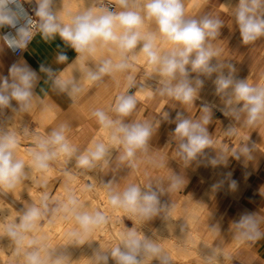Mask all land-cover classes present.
Returning a JSON list of instances; mask_svg holds the SVG:
<instances>
[{
	"label": "clouds",
	"instance_id": "9594fccd",
	"mask_svg": "<svg viewBox=\"0 0 264 264\" xmlns=\"http://www.w3.org/2000/svg\"><path fill=\"white\" fill-rule=\"evenodd\" d=\"M119 11H97L89 8L71 15L67 23L53 10L54 0H36L33 19L23 8L22 0H0V27L9 26L15 33L8 32L0 36L13 52L24 49L34 36L33 28H38L43 39L48 41L59 36L79 56L94 53L98 47L114 50L118 55L102 61L98 72L88 73L90 81H97L103 74L123 73L132 68L126 54L141 44L140 52L147 64L157 72L161 79V95L175 98L190 104L196 96V88L188 79L186 66L193 72L211 76L219 73L216 92L224 99L227 106L225 115L236 119L243 117L246 127H258L264 124V83L250 84L246 79L236 78L234 66L227 64L228 75L221 69L224 64L211 63L214 57L222 55L221 49L211 41L219 34L223 21L219 18H189L182 0H117ZM234 23L239 29L242 42L253 44L264 38V0H239L232 9ZM23 20V23H21ZM155 25V31H146L145 23ZM57 62L68 60L62 52L57 54ZM41 70H45L41 65ZM51 72V69H47ZM9 76H0V109L9 107L14 100L21 109H28L33 97L36 73L26 64H13ZM128 86L133 83V76H127ZM71 83L68 79H58L55 84L61 89ZM196 86L202 85L197 79ZM81 89L73 87V92ZM136 97L120 95L116 99L113 111L119 118L129 116L136 107ZM200 122L190 119L179 120L175 134L180 139V154L185 159L195 158L207 146L213 143L205 125L210 122L209 108L205 107ZM92 116L108 132L110 144L123 148L121 160L132 161L137 151H147L152 129L147 124H125L121 119H112L105 111L96 109ZM229 129V134L234 133ZM19 140L14 133H0V190L14 191L21 181L27 178L26 165L47 175L51 164L61 158L68 159L78 149L65 135L64 127L53 131L49 137H42L35 143V150L27 154L28 160L17 154ZM108 144L94 142L77 157V167L92 169L97 162L104 160ZM239 159L243 154L252 158V149L242 144L234 153ZM224 156L211 161L221 163ZM183 181L176 177L170 184L172 191L183 187ZM46 186V180L42 181ZM235 184V182H233ZM92 185L87 189L91 190ZM108 203L113 210H119L130 217L148 219L155 215L160 203L157 191H141L136 184H127L122 189L107 186ZM58 217L74 220L75 227L67 235L72 244L83 245L90 241L94 231L109 222V216L99 210H87L69 189L63 200L53 201L47 193L41 196L40 204L32 203L19 217V222L0 223V238L7 237L16 246V251L27 240V247L22 253V264H70V258L57 247H50L44 235H31L38 232L42 220L53 223ZM238 241H258L264 237L261 222L253 215H245L236 223ZM116 264H145L146 260L158 258L160 264H171L169 254L148 238L137 233L135 229L125 230L119 236V242L107 251L96 250L91 264H109V259Z\"/></svg>",
	"mask_w": 264,
	"mask_h": 264
},
{
	"label": "crops",
	"instance_id": "0c3cea01",
	"mask_svg": "<svg viewBox=\"0 0 264 264\" xmlns=\"http://www.w3.org/2000/svg\"><path fill=\"white\" fill-rule=\"evenodd\" d=\"M23 1L33 7L34 14L36 0ZM97 1L99 0H71L68 3L69 5H63L64 7L61 8H63V11L69 10V12L76 13L92 8V6H95ZM224 1L225 0H204L201 6H198L199 4L193 3L186 15H192L190 18L196 19H201L204 17L221 19L223 21V26L220 28L217 37L212 41L219 42V45L222 46L224 52L229 55V63L234 66V68L237 69L240 74L247 76L250 80V84H255V81L264 74V38H261L253 44H244L242 42L239 29L234 23L232 17V9L238 5L239 0H232L228 10L222 9L220 6V4L222 5ZM65 7H68L69 9L65 10ZM57 11L59 10L57 9ZM60 11L62 10L60 9ZM57 15L60 16L59 14ZM61 20L64 21V19ZM151 27L154 26L149 25L146 22L145 28ZM97 50L102 52L103 50L112 51V49L106 47H98ZM60 52L67 55V61L63 63L57 62L56 57ZM76 55L77 53L70 46L65 44L59 36H56L52 40L46 41L43 39L39 30L35 32L28 46L22 51L21 54L17 56H15L12 50L2 40H0V76H9L10 78L9 68L13 64H26L36 73L37 77V79L34 81V87L32 89L33 95L36 96H33V99L34 97L46 99L50 95L55 85V81L66 78L68 71L72 68L71 62L75 59ZM99 58L103 60L102 56H99ZM41 65L44 66L45 70H41ZM87 66L88 64L83 65V70L79 72L77 78L74 80L75 84L78 86L77 88H83L82 91L85 93L90 90V88H87L85 85L88 83H91L92 85V82L88 79V73L90 71H88L86 68ZM47 69H51V72L47 71ZM262 69L263 72L260 74L259 71ZM93 73H96V71L93 70ZM139 74L140 73H136L135 75L137 76ZM105 75L108 74H103L101 76ZM128 75H132V72L127 70L123 73H118L114 78L115 80H120V87L118 91L122 94L125 91L127 93V89L129 88V86L125 84ZM212 79L210 80V85L205 82V85L202 83V87H197L195 83H192V86L196 88L197 96L218 105L219 103L216 101L197 94L198 89L203 92H209L210 90L216 91V88L211 87ZM196 80L197 79H192L189 81L195 82ZM131 87L134 91V87ZM161 88L162 86L160 88L153 87L154 95L148 100L136 99L137 103L133 112L129 116L122 118V122L125 124L135 122L150 126L152 129V135L148 142L147 151H137L136 157L132 161L121 160L120 157L123 154V148L121 145H118L108 161L99 165L101 177L108 186L110 185L113 189L118 190L122 189L127 184H135L140 180L139 182L147 191H157L160 202L174 204L179 199H183V204L190 205L194 203L191 197H200L206 192V190L204 191V188H206L208 181L201 179V177H207V175H209V173L213 170L211 161L213 159L219 158L220 156H224V161L217 163L215 166V169L220 174L218 179L215 181L214 187H216V191L214 200L211 201L214 203L216 208L214 220L217 224H219L222 222V204L227 201V199L224 198V192L227 188H229L231 183H240L245 178L254 176L253 182L249 184L248 188L254 190L258 187H264V124H261L258 127H246L243 117H241V119H236L235 116L231 115L232 119L237 124L243 125L244 128L250 132V138L241 139L238 142V150L242 144L249 145L252 149L251 159H248L243 154H241L240 158L238 159L236 155L228 154L224 152L223 149L212 144L202 150L201 153L197 154L195 158L185 159L184 156L180 154L179 144L181 141L176 136L174 130L179 120L182 119H190L200 122L202 116L205 114V106L199 104L198 102H200V100L198 99H193L190 104H185L177 101L173 97L161 95ZM103 90L106 91V94L104 93L105 91H103L101 94L102 98L99 96L97 100L93 98L92 100L88 97L83 98L82 96L79 101L86 102L87 104L88 102L94 101L100 103L106 98L107 105H110V109H114L117 96L115 95L114 99L111 98V88L109 87ZM114 90L116 91V89ZM71 91L73 92V90ZM64 93L65 92L62 90L57 92L55 95L56 101L64 102V107H67L66 109L69 108V110H72V108H76L77 106L75 104L71 103L75 107H72L71 104H69L70 102H68V98ZM131 94L127 93V95ZM14 102L17 104L16 101ZM211 107L214 108L213 105H211ZM160 108L162 109L161 112L159 111ZM143 109L145 110L141 115H139ZM216 110L209 109L211 119L210 122L205 125L211 140L213 138L211 130L214 126L212 124V120L219 119V117H213V115L219 111ZM106 114L109 115V113ZM62 115L64 117L66 116V114L57 115L55 119L61 126L64 127L65 134L70 139V142L74 144L78 150L82 149L87 141H89L91 135H93L96 131H99L101 128L94 116L86 117L76 114L75 116L67 115V118H64ZM67 120L69 122H67ZM77 123L80 124V126L78 129H75L74 125ZM198 174L200 175L199 177ZM176 177H179L184 182L183 187L178 191H172L170 189V184ZM186 196L190 197V201L184 200V197ZM204 201L207 202V200ZM163 208L164 207L161 205V203H159V211L151 218L144 220L147 223L154 225L157 220L161 219L165 213ZM234 210L235 207L232 205L230 208L231 217L233 216ZM236 223L237 221L235 222L233 220L230 228H227V230H229V232L233 235L238 233ZM263 246L264 237L256 241L253 247V250L258 252V254H260L262 257H264ZM235 255L236 261L241 264H264V260L255 254L251 255L246 252L240 253V251L237 250Z\"/></svg>",
	"mask_w": 264,
	"mask_h": 264
},
{
	"label": "bare ground",
	"instance_id": "6f19581e",
	"mask_svg": "<svg viewBox=\"0 0 264 264\" xmlns=\"http://www.w3.org/2000/svg\"><path fill=\"white\" fill-rule=\"evenodd\" d=\"M70 1L71 0H54V4H53V10L56 12V14H59L62 17L60 18L64 19L63 22L66 23L69 21L71 15L76 14L69 12L68 7L70 6L65 7L66 8L65 10L68 11H63V8H61L64 7L66 4H68ZM197 2H199V0H191L190 4ZM190 4L188 3V8L191 7ZM220 6L222 9H227L228 7L225 5V2L222 5L220 4ZM57 9L59 11H57ZM60 9L62 11H60ZM0 36H2L1 32H0ZM141 47H142V42L141 44L137 45V48L133 50V53L131 52L129 57L131 59L128 62L129 63L135 62L140 66L146 67L148 70L147 76L153 77V79H155L154 81L157 82L156 87L160 88L162 86L161 84L162 78L159 76L157 72L152 70V68L147 64L145 59L142 57V53L140 52ZM224 70L225 69H223L222 71L223 74H224ZM147 79L141 78L138 86L132 84V86L134 87V91L132 87H129L127 89V93L128 94L132 93L131 95L135 96L137 100L140 99L144 100L148 98L152 88L150 85H148ZM216 79L217 77L214 76L212 79L213 84H215L214 81ZM116 82L117 84L115 85L114 89L118 91L120 87L119 86L120 80L116 79ZM127 83L128 81L126 79L125 84L127 85ZM257 83H264V80L258 81ZM114 89L113 91H115ZM60 90L61 89H59L58 86H56L55 84L50 95L46 99L42 98L38 100L39 97L37 96L38 98H35L36 96L33 95L35 97L34 99L32 97L31 105L28 108L29 110L31 109L33 110V117H35L39 126L50 133L56 131V127H57L55 124H53L54 121L52 120L55 117L54 115H56L55 113H58L59 115L66 114V116L67 115L75 116L76 114L79 115V112L75 110L76 108L78 109L80 106L82 108L85 107V104H81V105L75 104L77 107L74 110L70 109L71 110L70 111L69 108L66 109L67 107H64L65 104L64 102H59V101L57 102L55 99V95ZM74 93L75 92L70 93L69 97H75V96L77 97V95H74ZM120 94L123 95L122 93ZM83 95H86L84 91L82 96ZM194 99H198L200 101L203 100L205 103L213 105L215 109L219 110L222 113L223 116L228 118L230 117L231 123H234L231 118V115L224 114V112L227 111V106L224 100H223V105H219V104L216 105L211 103L210 101L204 100L203 98L197 95L195 96ZM71 106L73 107L74 105L71 104ZM66 116L63 117L67 118ZM17 122L24 123L20 120H17ZM67 122L69 121L67 120ZM1 125L2 127L7 126L9 129H12L13 126V125L10 126L9 123L3 125L0 122V133H3L5 131L8 132V129L5 127L4 130L1 129ZM13 132H15V129ZM15 135L19 140L17 154L18 156L24 158L27 161L28 160L27 154L35 150L34 148L35 144L33 142H29L30 140L24 141L19 136L20 134L18 132H16ZM96 141H102L108 144V151L104 158L105 162L101 161V163L104 164L108 161L112 153L117 148L118 144L109 143L108 132L102 127L99 129V131H96L93 135H91L89 141H87V143L83 147L89 148ZM58 161L63 162L65 161V159L61 158ZM74 161L75 163L77 162L75 160V156L68 158V162H70L73 165V167H75ZM97 163L99 164L100 162ZM80 170L83 174H87L89 172V169L87 170L80 169ZM25 171L27 178L22 180L20 185L17 186V188L14 191H10L11 195L8 193V191L0 190V223H8L12 221L18 223V221L15 220L16 218L13 217V211L11 210L12 208H10V203L19 205L23 212V210L32 203L37 204V201L41 200V196L44 193H47L49 195L50 204H51V202L53 201L63 200L69 189L73 192L74 185L72 184L67 185L62 183L58 184L59 182L58 175L54 172V170H52V168L47 175L41 174L40 172L31 168L30 165H26ZM65 176L66 175H64L63 178ZM91 177H92L91 190H88L87 185L83 183L78 185V187H80L82 190L80 192H73V194L74 195L77 194L75 196L78 198L80 203L83 206H85L87 210H99L101 212H104L106 215H108L109 222L103 225L101 228L94 231L91 237L89 238L90 239L89 242H86L83 245H78V247L76 248L77 249L76 254L72 256V258L76 260V263L75 262L73 263V261H71L70 259V264H91V262H89V259L93 257L96 250L107 251V249L111 247L108 246V242L111 240L113 241L111 242V245H116L119 242L120 234L123 231H125V226L122 222L123 220L122 217L124 216L127 217V219L128 217L131 218V220L133 221L132 223L133 228L137 230L138 234L161 245V247L169 254L171 258V264H192V263L225 264L224 262L228 256L236 258L235 253L237 250L244 253L245 252L244 249H247L248 247L247 245L248 241H238L237 240L238 233L233 235L229 232V230H227V228H230V226L232 225V222L230 221L229 224H226L223 221L224 224H226L225 226L222 225L223 227H225L223 230L222 228L220 229L219 227L215 226L216 228H212L211 230H208V232L202 235V230L204 229V226H206L208 220L210 219L209 214L207 212H204L205 210L204 206L195 203H192L190 205L183 204L182 203L183 199L182 200L179 199L171 207H167L164 205V203L160 202L161 205L164 207L163 210H165V213L163 212L164 213L163 216L162 217L160 216L161 219L157 220V222L152 226H150L149 223H147L144 219L130 217L119 210H113L109 205L107 199V193H108L107 183H105V181L102 179L99 168L93 170V174L91 175ZM45 180H46V186L42 184V181ZM139 181H137L135 184L140 186L142 192L147 191ZM4 197H7L8 201L3 200ZM184 200L190 201V197H184ZM74 227H75V222L74 220L71 219L64 220L58 217L53 223L49 224L48 219L46 218L44 219V223L42 225L39 224L38 232L34 234H30L29 238H31V235H37V236L44 235L47 237V243L49 244L50 247H57L58 251L61 247H64L65 250L66 249L69 250V245L72 244V241L68 237L67 233L70 230H72ZM224 241L226 242L225 243L226 245L224 244L225 247L222 246ZM26 246H27V240H25L24 244L20 247V249L16 251L15 244L11 242L7 237L0 238V264L2 263L22 264L21 252L23 251L22 250L23 248H26ZM153 260L155 259L153 258ZM109 264H116V262L115 260L110 258Z\"/></svg>",
	"mask_w": 264,
	"mask_h": 264
},
{
	"label": "rangeland",
	"instance_id": "374dc122",
	"mask_svg": "<svg viewBox=\"0 0 264 264\" xmlns=\"http://www.w3.org/2000/svg\"><path fill=\"white\" fill-rule=\"evenodd\" d=\"M110 1L115 3L116 11L121 10L119 8L117 0H110ZM203 1L204 0H199V2H197L196 4H199L198 6H201ZM190 2H191V0H182V3H185L184 7L186 10V14L188 13V10L190 8V7L188 8V3L190 4ZM224 2H225V5L228 6L227 9H225V10H228L230 8L229 5L232 3V0H225ZM238 3H239V1H238ZM90 5H91V3H90ZM190 5H192V4H190ZM92 8L97 10V11H100L99 9L96 8V6H92ZM76 13H79V12H76ZM187 16H189V18H190L192 15H187ZM146 22H147V24L152 25L154 27L145 28V30L146 31H155V25L150 21H146ZM211 43L214 46L219 47L221 49V52H222V55L220 57H214L212 59L211 63H213V64H216V63L224 64L225 67L221 69V72L223 71V69H225L224 75H228V73L230 71L229 68L227 67V64H230L229 63V55L224 52V49L222 48L221 45H219V42L211 41ZM131 52L133 53V50ZM131 52H128L126 54L128 61L131 59V58H129ZM114 55H118L114 50H112V51H109V50L104 51L103 50V52L96 50L94 53L86 54L84 56H79L77 54L75 59L71 62L72 68L68 71L66 78H65V79L70 80L71 83H69L64 88V90H62V91H64L66 95L68 94L67 95L68 102L73 103V104H78V105L85 104V107L82 108L80 106L78 108L79 110L77 108L72 109V110L75 109L76 111H78L79 115L89 117V116H92V112L94 110L101 109V110H105L106 113H109V116L112 119H121L122 120V118H119L117 116V114L113 111V108L110 109V105L109 106L107 105V99L106 98L104 101H101L100 103H98L97 101L88 102V104L86 102H81V101H79V99L82 97V94H83V91H82L83 89H81V88H80L81 90L79 91V93L78 92L74 93V95H77V97L76 96L75 97H69L70 96L69 92H72L71 90H73V87H78L75 84L74 80H75V78H77L79 72H81L83 70L82 68H83L84 64L85 65L88 64V66L86 67L88 69V71L93 72V70H94V71L98 72L97 68L102 66V61L105 59H108V58H112ZM99 56H102L103 60L100 59ZM130 64L132 65V68L128 69V71L132 72V76H133V83L132 84L138 86L141 78H146V79L148 78L147 79L148 85H150L152 88L148 98L144 99V100H148L149 98H151L154 95L153 87L157 86V82L154 81L155 79H153V77L147 76L148 70L146 67L140 66L135 62H131ZM186 68H187L188 73H189V75H188L189 80L200 79L204 85H205V82L208 85H210L211 84L210 80L214 76L217 77L219 75L218 73H213L209 77V76L205 75L204 73L193 72L191 70L190 65L186 66ZM259 72H260V74H262L263 69ZM118 73L119 72L109 73L108 75L101 76V78L97 81H94V82L91 81L92 85H91V83H88L87 85H85L87 88H90V90L86 92L85 96L83 95V98L88 97L90 99L93 98L95 100H97V98L99 96H100V98H102L101 94L103 93V91H105L103 89H106L107 87L111 88L110 96L112 99H114L115 95L116 96L121 95L119 91H113V88L117 84V82L114 78L117 76ZM136 73H140V74L136 76L135 75ZM233 75L239 79H246L250 83V80L248 79V77L240 74V72L237 69H235V72L233 73ZM261 80H264V74L259 79H257L255 81V84ZM190 82L195 83L194 81H190ZM127 85H128V83H127ZM211 87L216 88V84L212 83ZM101 88H102V90H101ZM104 93L106 94V91ZM197 94L201 95L202 97L205 96V98L212 99V100L216 101L217 103H219V105H223L224 99L221 97V95H218L215 90L214 91L210 90L209 92L208 91L203 92L200 89H198ZM123 95H127L126 91L123 92ZM70 98H73V99H70ZM38 100H40V99L38 98ZM140 100H143V99H140ZM198 103L201 105H204L205 107H208L209 109L216 110L215 108L211 107L210 104L205 103L203 100L198 102ZM144 110L145 109H143L139 115H141ZM161 110L162 109H160L159 111L161 112ZM216 111H218V110H216ZM55 114L56 115H54L55 117L52 120L54 121L53 124H55L57 126L56 131H58L61 129V125L55 119L57 117V115H59V114L58 113H55ZM213 117L214 118L219 117V119L218 120H212L213 121L212 124L214 125L212 130H211V134L213 136L212 145L223 149L224 152H226L228 154L235 155L234 153H236L238 151V142L241 139L250 138V132H248L246 130V128H244L243 125L237 124L233 119L232 120L234 123H231L230 117L228 118V117L223 116L219 111H218V113L214 114ZM17 120H20L24 123H19V122H17ZM0 122L3 125L9 123L10 126H12V125L14 126V127L12 126V129H9L7 126L2 127V125H1V129L4 130V127H5L8 129V132H11L14 134L16 132H18L20 134L19 136L24 141L30 140L29 142H33L34 144L40 138L49 137L51 135L50 132L42 129L39 126L35 117H33V110L32 109L31 110L21 109L20 106L17 105L14 101L11 102L9 107L0 109ZM78 126H80V124L77 123L74 125V128L78 129ZM14 129H15V132H13ZM229 129H234L235 130L234 133L229 134ZM64 132H65V130H64ZM69 141H70V139H69ZM86 149H88V148L82 147V150L81 149L78 150L77 153H75L73 155V157L75 156L76 161H77V157H78L77 154H80L81 152L85 151ZM102 162H105V161L103 160ZM76 163L74 161L75 167H73V165L70 162H68V159H65V161H63V162L62 161H54L51 164V168L58 175V178H59L58 184H60V183L67 184V185L72 184V185H74L73 186V192H80L82 189L80 187H78V185L83 184V183L86 185H89L90 182H91L90 185H92L91 175L93 174V170L96 168H99V165H101L102 163L101 162L99 164L97 163L94 168L89 169V172L87 174H83L80 170L81 168H78ZM215 166H216V164H212L213 170L209 173V175H207V177H203V178L201 177V179L208 181L206 188H204V191L206 190V192L200 197L199 196L198 197L195 196L193 198L191 197V199L193 200L194 203H196L198 205H200V204L204 205L206 208L204 210V212H207L210 216V219L208 220L209 225L207 223L206 226H204V229L202 230V235L205 234L206 232H208V230H211L212 228H216V227H219L220 229L222 228V230H223L225 227H223L222 225L225 226L226 224H229L233 220L235 222L236 221L238 222V220L241 219V217H243L245 215H253L258 221L261 222V231H264V187H258L257 189H254V190H252L251 188L250 189L248 188L249 184H251L253 182L254 176L247 177L243 181H241L240 183H235V184L231 183L229 188L226 189V191L224 192V198H226L227 201L222 204V209H221L222 210V222L224 221L226 224H224V222L223 223L220 222L219 224L215 225L216 222L214 220V215L216 212V208H215L214 203L211 201L214 200V195H215V191H216V187H214V185H215V181L218 179V176L220 174L215 169ZM68 170H69V172H68ZM100 173H101V170H100ZM64 175H66V176L63 178ZM199 176L200 175L198 174V177ZM66 179H67V181H66ZM260 185H262V184H260ZM8 193L11 195L10 191H8ZM49 194H50V192H49ZM75 195H77V194H75ZM3 200L8 201V198L4 197ZM204 200H207V202ZM255 202H257V203H255ZM39 203H40V200L37 201V204H39ZM188 204H190V203H188ZM164 205L167 207H171L173 204L164 203ZM232 205L235 207V210L233 211V216L231 218L230 208L232 207ZM10 208H12L11 210L13 211V217L16 218L15 220L19 222L20 214H22L21 207L19 205L14 204V203H10ZM230 218H231V220H230ZM122 219H123L122 222L125 226V230L135 229V228H133V224H132L133 221L131 220V218L128 217V219H127V217L124 216V217H122ZM43 223H44V220H42L40 222V225H42ZM149 225L152 226L151 224H149ZM220 226H222V227H220ZM111 242H113V241L111 240L108 242V246L114 247L115 245H111ZM255 242L256 241H254V242L248 241V243H247L248 247H247V249H244V251L248 254H251V255L255 254L256 256H258L264 260V257H262L260 254H258V252L253 250ZM225 243L226 242L224 241V243L222 245L223 247H225V245H226ZM77 247H78V245L73 243V244L69 245V250L68 249L65 250L64 247H61L60 248L61 250L59 249V251L64 252V254L67 255L71 259V261H73V263L74 262L76 263V260L73 259L72 256H74L76 254V250H77L76 248ZM22 250L24 251L25 248H23ZM23 251L21 252V255H22ZM240 253H242V252L240 251ZM154 259L155 260L151 259L153 261L147 260L145 262L147 264H160V261L157 258H154ZM91 260H92V258L89 259V262H91ZM224 263L225 264H241V263L236 261L235 257H231V256H228ZM2 264H6V263H2ZM192 264H194V263H192Z\"/></svg>",
	"mask_w": 264,
	"mask_h": 264
},
{
	"label": "built area",
	"instance_id": "2783aa9c",
	"mask_svg": "<svg viewBox=\"0 0 264 264\" xmlns=\"http://www.w3.org/2000/svg\"><path fill=\"white\" fill-rule=\"evenodd\" d=\"M22 3H23V8H24V10L29 14V15H31L32 17H33V19L34 20H36L37 22H38V19L34 16V14H33V7L30 5V4H28V3H25L24 1H22ZM95 6L97 7V9H99V10H112V11H116V5H115V3H113V2H111V1H107V0H99V1H97L96 3H95ZM21 23H23V20H21ZM7 27V30L5 31V32H2L1 30H0V32H1V34H2V36L4 35V34H6V33H8V32H13V33H15V29H13V28H11V27H9V26H6ZM38 30V28H33V31H34V33L36 32ZM30 43V42H29ZM28 43V44H29ZM28 46V45H27ZM25 49V48H24ZM24 49H20V50H17L16 52H13V54L15 55V56H17V55H19V54H21L22 53V51L24 50Z\"/></svg>",
	"mask_w": 264,
	"mask_h": 264
},
{
	"label": "water",
	"instance_id": "95a60500",
	"mask_svg": "<svg viewBox=\"0 0 264 264\" xmlns=\"http://www.w3.org/2000/svg\"><path fill=\"white\" fill-rule=\"evenodd\" d=\"M0 30H1L2 32H5V31L7 30V27H6V26L0 27Z\"/></svg>",
	"mask_w": 264,
	"mask_h": 264
}]
</instances>
